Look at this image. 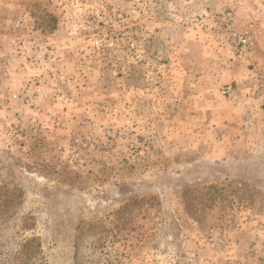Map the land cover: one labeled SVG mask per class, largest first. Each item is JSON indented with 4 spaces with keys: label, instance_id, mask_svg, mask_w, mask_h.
<instances>
[{
    "label": "rangeland",
    "instance_id": "rangeland-1",
    "mask_svg": "<svg viewBox=\"0 0 264 264\" xmlns=\"http://www.w3.org/2000/svg\"><path fill=\"white\" fill-rule=\"evenodd\" d=\"M235 2L0 0V264H264V236L237 223L236 196L191 176L202 143L189 152L173 137L175 116L219 109L223 86L254 100L252 51L213 20L226 9L251 20ZM89 36L115 47L97 55ZM241 61L244 77L224 78Z\"/></svg>",
    "mask_w": 264,
    "mask_h": 264
},
{
    "label": "crops",
    "instance_id": "crops-1",
    "mask_svg": "<svg viewBox=\"0 0 264 264\" xmlns=\"http://www.w3.org/2000/svg\"><path fill=\"white\" fill-rule=\"evenodd\" d=\"M2 6L8 8L6 4ZM7 20H1L0 14V27L4 28ZM2 41L7 44L4 45L7 49L9 42L5 43L6 37ZM210 47L211 44H207L209 54ZM260 49L262 48L253 50L251 57L264 62V51ZM207 56L212 59V55ZM188 57L194 58L191 52H188ZM211 59H206L205 64L214 69ZM12 73L15 74L14 70ZM221 73H226L224 78L228 80H241L246 68L241 61L233 70L222 68ZM12 78L10 76L9 79ZM208 90L210 92L211 88ZM19 92L11 93V98L17 97ZM246 92H235L237 95L234 94V97L221 96L219 109L206 102L202 119L192 109V105L189 106V110H185L186 124L183 120L181 125L179 117L175 116V124L179 123V126H175L177 131L173 137L177 149H187L189 152L202 143V156L198 159L194 157L193 162H189V165H197L188 168H193L191 176L204 181L209 187L213 186L209 184H216L214 186L219 189L225 202L235 195L240 204V212L236 215L237 223L246 228L249 236L256 232L264 236V115L260 114L255 100L244 98ZM214 112H218V115H214ZM248 119L250 123H247ZM198 166L201 168L197 169ZM221 214L222 210L219 209L206 212L211 221H217Z\"/></svg>",
    "mask_w": 264,
    "mask_h": 264
},
{
    "label": "built area",
    "instance_id": "built-area-1",
    "mask_svg": "<svg viewBox=\"0 0 264 264\" xmlns=\"http://www.w3.org/2000/svg\"><path fill=\"white\" fill-rule=\"evenodd\" d=\"M64 1H66V5L67 2H70L72 5V0ZM235 4L237 8L245 9L250 12L253 18L244 23L237 24L234 20L235 12L232 9H226L221 13L213 14V20L220 24L219 30L222 36L227 37L231 42L243 48L245 51L251 52L259 48H262L264 51V0H236ZM61 18L62 27L68 28L71 20L66 16ZM87 41L97 55H100L105 49L108 50L109 48L115 47V42L111 37L89 36ZM55 48V44L50 43L47 45L45 59L49 63L53 60L52 56L55 52ZM23 57L24 56L20 54V58ZM82 57L85 58L86 55L83 54ZM31 61H33V59H31ZM250 70L254 79L251 94L259 106L260 114L264 115V62L256 58L252 59L250 61ZM232 93L233 90L230 85L221 88V94L223 96L230 97ZM34 95V92L27 89L23 97V103L36 109L39 107V104L34 99ZM116 113L117 108H113L111 114L115 115ZM85 145H88L92 149L95 148V144L88 137L85 141ZM237 207L238 209L240 208L239 202L237 203ZM209 240H212V237H210Z\"/></svg>",
    "mask_w": 264,
    "mask_h": 264
}]
</instances>
